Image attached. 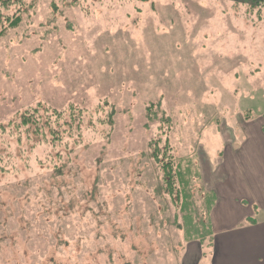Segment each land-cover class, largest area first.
I'll return each mask as SVG.
<instances>
[{
  "label": "rangeland",
  "instance_id": "1",
  "mask_svg": "<svg viewBox=\"0 0 264 264\" xmlns=\"http://www.w3.org/2000/svg\"><path fill=\"white\" fill-rule=\"evenodd\" d=\"M247 1L35 0L0 37V264H178L211 234L217 142L264 126ZM33 108L40 136L21 125ZM168 156L202 170L191 225Z\"/></svg>",
  "mask_w": 264,
  "mask_h": 264
},
{
  "label": "crops",
  "instance_id": "2",
  "mask_svg": "<svg viewBox=\"0 0 264 264\" xmlns=\"http://www.w3.org/2000/svg\"><path fill=\"white\" fill-rule=\"evenodd\" d=\"M260 126L248 125V139L243 141L217 142V181L208 192L217 196L209 213L212 232L205 240L188 241L178 264H264V128Z\"/></svg>",
  "mask_w": 264,
  "mask_h": 264
},
{
  "label": "trees",
  "instance_id": "3",
  "mask_svg": "<svg viewBox=\"0 0 264 264\" xmlns=\"http://www.w3.org/2000/svg\"><path fill=\"white\" fill-rule=\"evenodd\" d=\"M148 0H142V2H146ZM35 2V0H34ZM32 1L29 0H0V37L4 38L6 37L11 31H15L19 29L21 26H23L24 22V14L27 13L30 9H33L35 4ZM248 3V7L251 9H257L259 13L258 16L260 19L263 20L264 17V0H248L245 4ZM39 110L37 108L29 109L27 112L23 115L22 123L24 127H27L28 131H32L37 136H40L41 130L42 134L46 132V128L51 126L52 122L49 118L46 120L40 121L39 119ZM152 116V115H151ZM163 123H169L170 120L166 117H163ZM72 124V123H70ZM69 125V124H67ZM55 132H53V129L51 130V134L54 135ZM153 144L152 146H154ZM158 151V150H156ZM155 151V152H156ZM158 157V155H157ZM160 156L157 158L159 159ZM173 157L168 156V160H164L162 163V167L165 172V180L166 184L170 188V193H173L174 188H177V185H179V188L182 189L180 194L183 197L185 204L182 205V213L184 214V220L187 221L190 225L192 224V218L189 214H195L197 216L196 211H191L192 205V199L190 194H192V190L189 188H192V183L195 179H197V174H201L202 170L199 173L200 170L198 166H196L193 161L188 163L189 166H185V168L181 164H176L175 167V161L172 159ZM175 169V171H173ZM200 179V178H198ZM192 180V181H191ZM191 181V182H190ZM176 191V190H175ZM188 191V195H187ZM213 197L211 196L212 194ZM206 195L207 198V213H210V210L213 206V203L217 201V196L213 192ZM189 200H191L189 202ZM206 213V214H207ZM211 234L207 235V238ZM200 240H205V238H200Z\"/></svg>",
  "mask_w": 264,
  "mask_h": 264
}]
</instances>
